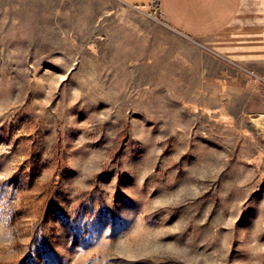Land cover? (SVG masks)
Segmentation results:
<instances>
[{"label":"rangeland","instance_id":"rangeland-1","mask_svg":"<svg viewBox=\"0 0 264 264\" xmlns=\"http://www.w3.org/2000/svg\"><path fill=\"white\" fill-rule=\"evenodd\" d=\"M120 0L0 3V264H264V81ZM154 8V7H153Z\"/></svg>","mask_w":264,"mask_h":264},{"label":"crops","instance_id":"crops-1","mask_svg":"<svg viewBox=\"0 0 264 264\" xmlns=\"http://www.w3.org/2000/svg\"><path fill=\"white\" fill-rule=\"evenodd\" d=\"M120 1L136 8L153 6L187 37L216 36L238 21L234 33L220 41L219 54L264 81V0H156L157 4L154 0Z\"/></svg>","mask_w":264,"mask_h":264},{"label":"built area","instance_id":"built-area-1","mask_svg":"<svg viewBox=\"0 0 264 264\" xmlns=\"http://www.w3.org/2000/svg\"><path fill=\"white\" fill-rule=\"evenodd\" d=\"M154 3H155V4H157V3H158V1L154 0Z\"/></svg>","mask_w":264,"mask_h":264}]
</instances>
